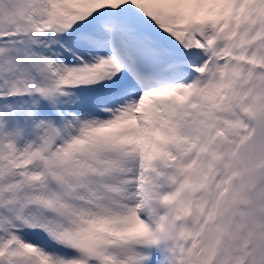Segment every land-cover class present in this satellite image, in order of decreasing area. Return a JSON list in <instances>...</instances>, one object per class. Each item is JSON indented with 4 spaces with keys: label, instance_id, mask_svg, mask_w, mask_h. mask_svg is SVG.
Instances as JSON below:
<instances>
[{
    "label": "snow or ice",
    "instance_id": "snow-or-ice-1",
    "mask_svg": "<svg viewBox=\"0 0 264 264\" xmlns=\"http://www.w3.org/2000/svg\"><path fill=\"white\" fill-rule=\"evenodd\" d=\"M0 264H264V0H0Z\"/></svg>",
    "mask_w": 264,
    "mask_h": 264
}]
</instances>
